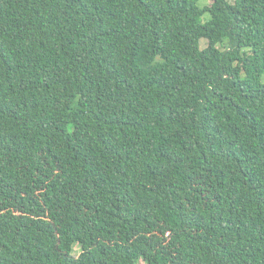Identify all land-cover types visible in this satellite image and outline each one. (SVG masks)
Listing matches in <instances>:
<instances>
[{"label": "trees", "instance_id": "trees-1", "mask_svg": "<svg viewBox=\"0 0 264 264\" xmlns=\"http://www.w3.org/2000/svg\"><path fill=\"white\" fill-rule=\"evenodd\" d=\"M201 1L0 0V264H264V0Z\"/></svg>", "mask_w": 264, "mask_h": 264}, {"label": "rangeland", "instance_id": "rangeland-1", "mask_svg": "<svg viewBox=\"0 0 264 264\" xmlns=\"http://www.w3.org/2000/svg\"><path fill=\"white\" fill-rule=\"evenodd\" d=\"M210 0H202L201 1V4L202 5H206V4H210ZM208 17H210V15L207 13V14H205L204 16H203V19H204V21L208 18ZM207 44H208V40L206 39V38H202L201 39V47L203 48V47H205V46H207ZM263 81H264V75H263ZM75 250H76V252H75V254H78L79 253V251H80V246L77 244L76 246H75ZM137 264H149L146 260H144V259H140L138 262H137Z\"/></svg>", "mask_w": 264, "mask_h": 264}]
</instances>
